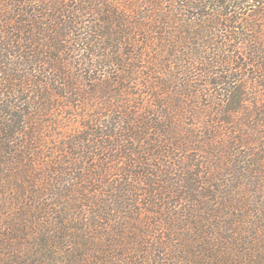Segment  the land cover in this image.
I'll return each instance as SVG.
<instances>
[{
  "label": "trees",
  "instance_id": "trees-1",
  "mask_svg": "<svg viewBox=\"0 0 264 264\" xmlns=\"http://www.w3.org/2000/svg\"><path fill=\"white\" fill-rule=\"evenodd\" d=\"M0 264H264V0H0Z\"/></svg>",
  "mask_w": 264,
  "mask_h": 264
}]
</instances>
